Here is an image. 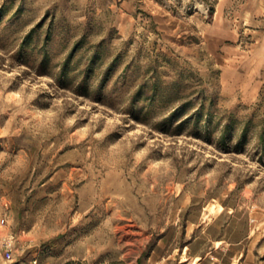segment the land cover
<instances>
[{"label": "rangeland", "instance_id": "1", "mask_svg": "<svg viewBox=\"0 0 264 264\" xmlns=\"http://www.w3.org/2000/svg\"><path fill=\"white\" fill-rule=\"evenodd\" d=\"M253 4L0 0V264H264Z\"/></svg>", "mask_w": 264, "mask_h": 264}, {"label": "crops", "instance_id": "2", "mask_svg": "<svg viewBox=\"0 0 264 264\" xmlns=\"http://www.w3.org/2000/svg\"><path fill=\"white\" fill-rule=\"evenodd\" d=\"M255 4H253V8L251 11H248L249 14L252 15H264V0H254ZM250 6V5H249ZM263 52H264V39L262 40ZM262 61L264 62V55L262 57Z\"/></svg>", "mask_w": 264, "mask_h": 264}, {"label": "built area", "instance_id": "3", "mask_svg": "<svg viewBox=\"0 0 264 264\" xmlns=\"http://www.w3.org/2000/svg\"><path fill=\"white\" fill-rule=\"evenodd\" d=\"M9 243H10V244H12V242H11V241H10Z\"/></svg>", "mask_w": 264, "mask_h": 264}]
</instances>
